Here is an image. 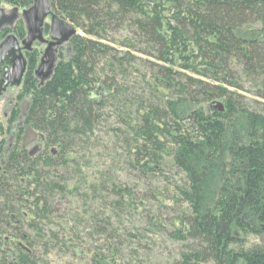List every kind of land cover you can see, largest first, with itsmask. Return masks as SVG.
<instances>
[{
	"label": "trees",
	"instance_id": "1",
	"mask_svg": "<svg viewBox=\"0 0 264 264\" xmlns=\"http://www.w3.org/2000/svg\"><path fill=\"white\" fill-rule=\"evenodd\" d=\"M50 2L85 36L59 45L70 54L58 55L45 79L38 50L27 52L8 124L11 148L0 145V264H52L58 246L75 254L76 213L64 205L79 198L103 223L106 245L89 264H132L112 244L113 218L103 216L107 206L112 215L135 214L141 200L114 170L93 180L91 170L110 152L105 139L121 146L125 168L142 179L165 175L169 165L183 177L185 231L172 237L186 249L168 264H264V0ZM163 8L173 11L169 31ZM14 26L0 32V43L9 33L26 37L22 18ZM122 30L131 36L112 45L108 33ZM28 130L41 142L33 151L24 142ZM104 195L105 208L91 213ZM57 226L70 237L60 239ZM249 237L261 242L248 246Z\"/></svg>",
	"mask_w": 264,
	"mask_h": 264
},
{
	"label": "rangeland",
	"instance_id": "2",
	"mask_svg": "<svg viewBox=\"0 0 264 264\" xmlns=\"http://www.w3.org/2000/svg\"><path fill=\"white\" fill-rule=\"evenodd\" d=\"M1 9L6 13H10L14 10V7L2 2ZM163 17L165 20V30L169 31L171 26V20L173 17V11L170 9L163 8ZM22 10H19L22 18ZM23 19V18H22ZM23 22L25 23L24 19ZM48 22H51L48 17ZM26 27V25H25ZM79 34L85 36L84 32L78 30ZM27 34V32H26ZM131 36L128 31H117L108 33V40L115 38L116 43L112 45L120 47L118 44L123 41L126 37ZM114 41V42H115ZM110 42V41H109ZM36 49L39 52L38 61L45 53L46 47L38 45ZM69 50L67 46L60 49L59 53L55 55L69 56ZM58 56V57H59ZM1 79V72H0ZM246 91L243 92L247 100L253 101V89L251 84H246ZM21 88L14 86L13 84L1 85L0 83V145L2 142H8V145L4 146L5 150L11 148V140L13 139V133H8L9 120L12 116L14 107L17 104L18 96ZM254 103V102H251ZM220 102H216L215 105H219ZM254 106V104H252ZM209 106L208 104L206 107ZM26 104H21L22 112L26 110ZM4 140V141H3ZM29 140V139H28ZM27 140V141H28ZM29 146V151L35 150V148L41 143L34 139ZM29 142V141H28ZM105 145H108L109 151L105 155V159L101 162V168L91 170V176L93 180L99 178L100 170L107 172V168L119 176L120 181L128 184L130 187L136 190L138 199L141 201V207L138 212L128 214L118 211L116 215H112L111 206H107L105 210L104 219L112 217L113 227L112 230L115 232V238L112 241L114 245H121L122 250L125 254L126 262L132 264H168L173 259L178 258L180 254L186 249V242H181L172 237L177 230L185 231V226L181 222L182 215L185 213L186 206H182L181 194L178 190V186L182 185L183 177L177 174L176 170L170 168V165L165 171V175H159L156 178L142 179L138 170H127L125 168V156L123 155L121 146L117 149L109 142V139L104 140ZM10 145V147H9ZM100 154V153H99ZM98 154V157H99ZM167 166V162H165ZM169 178L168 181L166 178ZM80 179L78 176L76 181ZM110 197V196H109ZM107 195L102 198L103 201L97 202L94 206H90L91 213L93 210L102 211L105 208V200ZM81 198L76 199L72 204L71 202L64 205V208L71 210L76 213V253H66L61 248L55 247L52 249L50 256L52 264H89L90 258L95 252V248L98 245L105 246L104 242L100 241L98 235V227L102 226L103 223L92 220L90 215L85 212L88 207L85 206ZM178 200V201H177ZM90 213V214H91ZM55 231L60 233L59 238L68 235L70 237V231L64 226L54 227ZM72 233V232H71ZM111 239V237H110ZM111 239V240H112ZM99 240V241H98ZM261 240L255 237L248 238V246L259 244ZM145 249H142V248ZM139 251V258L133 255V252Z\"/></svg>",
	"mask_w": 264,
	"mask_h": 264
},
{
	"label": "water",
	"instance_id": "3",
	"mask_svg": "<svg viewBox=\"0 0 264 264\" xmlns=\"http://www.w3.org/2000/svg\"><path fill=\"white\" fill-rule=\"evenodd\" d=\"M2 0H0V6ZM21 17L18 8H14L9 14L0 8V32L6 27H12ZM48 17H51L50 23V45H62L78 34V30L66 21L64 18L53 13L50 0H34V5L29 9L23 10L22 18L27 27L29 37L24 42V46L30 48L34 41L39 37L42 27ZM49 47L39 65L37 74L43 79L49 77L55 67V56ZM0 69L4 74V83L12 79L14 86H20L27 70V59L21 51L19 40L15 35L8 36L0 44ZM33 136L35 134L29 130Z\"/></svg>",
	"mask_w": 264,
	"mask_h": 264
},
{
	"label": "flooded vegetation",
	"instance_id": "4",
	"mask_svg": "<svg viewBox=\"0 0 264 264\" xmlns=\"http://www.w3.org/2000/svg\"><path fill=\"white\" fill-rule=\"evenodd\" d=\"M23 11V10H22ZM50 19H51V17H50ZM19 20V19H18ZM17 20V21H18ZM16 21V22H17ZM15 22V23H16ZM50 23L51 22H48V19L46 20V23L44 24V26L42 27V31H41V34L39 35V37H37V39L34 41V43L31 45V46H33L34 47V49H36V47L38 46V45H44L45 47H46V49H45V52H46V50L49 48V47H51V51H52V53L54 54V56H55V59H56V62H55V64L57 63V61H58V55H57V57H56V53L58 52L59 53V50H60V46L59 45H57V44H53V45H50V43L52 42V40H51V38H50V28H51V26H50ZM25 25H26V23H25ZM13 28H11V29H14L15 28V26L13 25L12 26ZM7 28V27H6ZM3 30H5V28L3 29ZM26 31H27V27H26ZM10 35H15V34H13V33H9L6 37H5V39L8 37V36H10ZM16 36V35H15ZM28 37H29V34H28V31H27V34H26V37L24 38V39H21V38H19V37H17L16 36V38L19 40V42H20V46H21V51H22V53L24 54V56L26 57V59H27V52H28V50H29V48H27V47H25L24 46V42H25V40H27L28 39ZM4 39V40H5ZM3 40V41H4ZM2 41V42H3ZM1 44V43H0ZM44 55H45V53H44ZM44 55L41 57V59L39 60V62H38V68H39V65H40V63H41V61H42V58L44 57ZM27 66H28V59H27ZM37 71H38V69H37ZM0 72H1V79H0V83H1V85H7V84H12V79H10V81L6 84V82L4 83V81H5V79H4V74L2 73V71H1V69H0ZM23 82V81H22ZM21 85H22V83H21ZM21 85L20 86H17V87H21ZM29 139V140H28ZM30 139H34L36 142H37V139H38V136L37 135H35V136H33L32 135V133L28 130L27 132H26V134H25V136H24V142L26 143V145H27V143H32V141L33 140H30ZM27 140L29 141V142H27ZM38 147H36L35 148V150L37 149Z\"/></svg>",
	"mask_w": 264,
	"mask_h": 264
}]
</instances>
